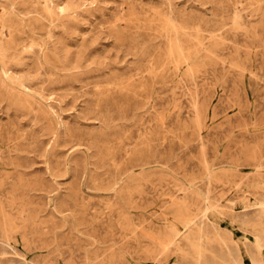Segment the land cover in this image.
<instances>
[{"label":"rangeland","instance_id":"rangeland-1","mask_svg":"<svg viewBox=\"0 0 264 264\" xmlns=\"http://www.w3.org/2000/svg\"><path fill=\"white\" fill-rule=\"evenodd\" d=\"M263 201L264 0H0V264H264Z\"/></svg>","mask_w":264,"mask_h":264},{"label":"bare ground","instance_id":"bare-ground-1","mask_svg":"<svg viewBox=\"0 0 264 264\" xmlns=\"http://www.w3.org/2000/svg\"><path fill=\"white\" fill-rule=\"evenodd\" d=\"M42 2V1H41ZM44 2V1H43ZM46 6H48L47 4H46ZM241 8V7H240ZM243 10V9H242ZM47 11H49V10H47ZM47 14V13H46ZM53 15V14H52ZM258 15H260V14H258ZM244 16V15H243ZM246 16V15H245ZM50 17H51V15H50ZM60 17H61V15H60ZM247 17V16H246ZM49 18V17H48ZM58 19V18H57ZM244 19H245V17H244ZM249 19V18H248ZM241 21V20H240ZM52 23V22H51ZM238 23V22H237ZM175 24V23H174ZM247 25V24H246ZM172 27H175V26H173L172 25ZM173 32H176V31H173ZM186 34V33H185ZM178 36V35H177ZM176 38H178V37H176ZM177 41H178V39H177ZM12 47V46H11ZM18 50V49H17ZM179 57V56H178ZM185 61V60H184ZM187 63V62H186ZM73 69V68H72ZM50 70V69H49ZM85 71V70H84ZM54 74V73H53ZM115 88V87H114ZM112 89V88H111ZM91 92V91H90ZM106 100V99H105ZM95 105H97V104H95ZM97 108V107H96ZM70 136V135H69ZM107 151V150H106ZM109 153V152H108ZM102 158V157H101ZM125 162V161H124ZM139 165V164H138ZM126 168V167H125ZM119 179V178H118ZM116 180V179H115ZM123 196H126V195H123ZM264 202V201H263ZM195 207V206H194ZM2 208V207H1ZM196 208V207H195ZM262 208V207H261ZM197 209V208H196ZM2 210V209H1ZM194 210V209H193ZM9 211V210H8ZM117 214V213H116ZM113 215H114V213H113ZM118 215V214H117ZM7 216H8V214H7ZM114 220V219H113ZM115 221H117V220H115ZM127 222V221H126ZM191 222H189V224H190ZM185 226H187V224L185 225ZM189 226V225H188ZM195 227V226H194ZM6 228V227H5ZM192 228V227H191ZM120 230V229H119ZM190 230V229H189ZM188 231V230H187ZM7 232V231H6ZM6 232H5V234H6ZM21 232V231H20ZM122 232H123V230H122ZM23 233H25V232H23ZM125 233V232H124ZM128 233V232H127ZM2 234V233H1ZM126 234V233H125ZM130 234H132V233H130ZM129 234V235H130ZM134 236V235H133ZM199 237V236H198ZM196 238V237H195ZM12 241V240H11ZM132 241V240H131ZM142 241V240H141ZM8 242V241H7ZM143 242V241H142ZM13 243V242H12ZM199 243H201V242H199ZM172 245V244H171ZM201 245V244H200ZM211 245V244H210ZM202 246V245H201ZM205 246V245H204ZM154 247V246H153ZM207 249H209V248H207ZM199 251V250H198ZM199 252H201V251H199ZM199 252H198V254H199ZM202 254V253H201ZM202 256V255H201ZM123 257V256H122ZM188 257V256H187ZM199 257V256H198ZM197 257V258H198ZM203 257V256H202ZM152 259V258H151ZM199 259V258H198ZM204 259V258H203ZM191 260V259H190ZM202 259H200V261H201ZM212 260V259H211ZM108 261V260H107ZM193 261V260H192ZM109 262V261H108ZM203 262V261H202ZM121 263V262H120ZM210 264V263H209Z\"/></svg>","mask_w":264,"mask_h":264}]
</instances>
